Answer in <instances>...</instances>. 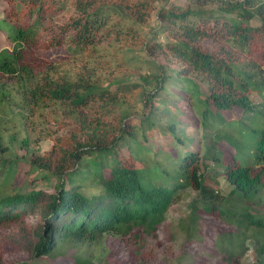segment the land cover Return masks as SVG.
Returning a JSON list of instances; mask_svg holds the SVG:
<instances>
[{
  "label": "trees",
  "instance_id": "trees-1",
  "mask_svg": "<svg viewBox=\"0 0 264 264\" xmlns=\"http://www.w3.org/2000/svg\"><path fill=\"white\" fill-rule=\"evenodd\" d=\"M108 3L137 19L150 12L148 0H0V27L9 41L0 51V105L15 91L28 113L56 106L70 123L67 133L54 137L49 151L29 161L49 179L56 178L54 191L32 189L0 197V225L9 222L7 226H11L22 219L18 229L5 236L18 249L11 263L93 264L77 255L67 258L65 252L79 244L98 245L106 234L124 237L132 232L138 238L142 233L155 232L170 206L191 188L198 191V198L192 203L189 220L183 223L188 240L212 234V221H218L221 232L213 235L214 243L224 247L226 261L239 264L246 239L255 238L256 249L263 255L260 264H264L262 214H255L254 209L233 212L232 208L240 210L239 202L226 198L237 195V191L245 196L258 195L264 187V128L258 131L255 127H241L249 120L264 119V103L262 107L257 105L250 95L252 91L264 94V62L252 57L264 49V0H187L186 5L172 3L158 10L167 41L145 43L154 60L163 59L158 63L156 86L145 97L146 113L155 111L154 98L167 89L168 82L177 86L183 83L184 89L194 83L201 92L197 102L205 108L204 115L211 114L213 118L203 126L222 123L225 112L234 108L251 118L236 120V135L224 134L222 138L217 134L219 141L206 139L204 149L195 147L184 152L178 159L172 184L157 182L148 187L142 183L137 158L132 154L128 155L133 157L131 160L124 161L129 157L117 150L113 161L93 162L100 160L98 154L138 137L137 125L125 121L130 112H115L125 100L87 71L73 77L55 73L53 54L57 48L82 52L94 49L103 39L110 41L116 33L122 35L116 23L109 25L103 17V7ZM68 5L76 14L60 25H49L48 18ZM48 27L53 28V33L45 39ZM198 81L207 85V92ZM95 104L101 113L93 109ZM140 123V128L146 130L144 117ZM251 131L257 136L251 145L253 162L244 164L241 158L247 151L246 147L241 151V140L245 141L244 136ZM212 163L222 167L219 174L229 185L228 193L206 184L204 170ZM14 173L18 171L12 167L4 170V182ZM167 174L170 179V171ZM91 176L90 182L100 187L98 193L88 194L83 188L82 179ZM30 213L39 214V222L33 227L23 220ZM251 226L255 228L251 230ZM234 231L244 232V245H238L234 236L228 239ZM1 241L4 240L0 238ZM238 249L240 252H236ZM2 259L0 256V264Z\"/></svg>",
  "mask_w": 264,
  "mask_h": 264
},
{
  "label": "rangeland",
  "instance_id": "rangeland-1",
  "mask_svg": "<svg viewBox=\"0 0 264 264\" xmlns=\"http://www.w3.org/2000/svg\"><path fill=\"white\" fill-rule=\"evenodd\" d=\"M148 1L150 12L138 19L113 3L105 4L103 17L109 20V25L116 23L122 35L118 36L116 33L110 41L103 39L102 43L91 50L79 52L57 48L53 54L57 69L55 73L73 77L87 71L92 74L93 79H102L104 87L116 90V94L125 100L124 106L117 108L115 112L118 114L124 110L130 112V117L125 121L137 125L135 130L138 132V137L121 142L118 149H111L100 155L97 153L100 160L94 159L93 162H100V164L103 161L111 162L117 150L123 154V157L132 154L137 158V168L141 171L142 183L146 187L157 182L170 181L172 184L173 176L178 169V159L184 152L195 147L204 149L207 146L206 139L213 138V142L219 141L216 138L217 134H221L222 138L224 134L236 135L237 122L241 118H245L246 121L249 117L251 118L247 113H241L239 108H234L225 112V120L222 123L217 122L215 127L203 126V124L212 122L213 118L211 114L205 116L203 111L205 108L197 102L201 94L198 86L190 83L186 85L187 91H185L183 83L177 86L170 82L166 84L165 91L156 94L157 97L153 101L155 111L147 114L148 107H146L145 97L147 93H152L156 86L155 77L160 71L158 63L163 59L156 57L157 59L154 60V56L149 53L145 43L152 40L162 43L167 41L165 25L161 23L157 15L161 7L172 3L187 4V0ZM75 14L73 7L68 5L48 18V23L49 25H60ZM2 17L3 12L0 5V19ZM1 28L0 51L9 44ZM52 29L48 27L45 30V39H49L52 35ZM253 55L252 57L258 61L264 62V49H260ZM110 80H116L118 83L111 85ZM199 84L202 90L208 91L205 83L200 81ZM250 95L257 105L263 106L264 94L252 91ZM187 96H191V99L187 100ZM196 106L201 107L199 109ZM55 108L57 107L49 106L41 112L30 114L23 107L22 99L15 91L0 105V150H2L0 151V197L15 192H28L32 189L54 191L56 178L49 179L44 171L33 168L29 161L32 156L42 155L49 151L55 142L54 137L68 131L69 119L60 109ZM93 109L102 112L96 104ZM143 117L146 130L140 128ZM249 122L242 124L241 127H255L258 131L264 128V119L254 122L249 120ZM167 125H170L168 130H166ZM151 126L153 127L150 128ZM254 133L251 131L244 136L245 141L241 140L244 142L241 151H245L244 147L247 151L241 158L244 164L253 162V155L251 157L250 154L251 145L257 138ZM166 134L170 136H164ZM128 157L122 160L129 161L133 158ZM11 167L15 172L18 171V174H12L4 182V170ZM164 168L168 170L165 173L161 172ZM221 169L220 165L212 163L209 169L204 170L205 182L209 187L217 188L219 192L224 189L222 193H228L229 185L219 174ZM169 171L170 179L167 174ZM91 179L92 176L82 179L83 188L88 194L98 193L100 187L96 183H91ZM236 194L226 197L236 198L234 200L239 202L240 210L232 208L233 212L245 213L254 209L255 214L261 213V218H264V187L261 194H255L256 196H245L238 191ZM197 198L198 191L189 188L187 193L182 194L179 201L170 206L166 219L151 234L142 233L138 238L132 232L124 237L106 234L98 245L79 244L76 247H70L65 252V257L71 258L77 255L81 259H89V262L93 264H233L232 261H226L225 257L228 254L224 247L214 243L213 235L221 232L217 228L220 222L212 221V234L199 240H188L183 223L189 220L192 203ZM182 219L186 221L182 222ZM21 220L13 221L15 223L11 226H7L9 222L0 225V238L4 240L0 242V256L3 258V264H12L11 262L15 261L13 252L18 249L5 239V236L17 230V225ZM23 220L24 223L33 227L39 222V214H26ZM203 226L207 234L208 222L205 221ZM254 226H251V230L255 228ZM228 229L229 227H225L224 230ZM248 231L247 233L250 234L249 229ZM232 237L237 240L238 245L245 244L243 243L245 239L243 231H234L228 239L233 240ZM246 241L247 245L239 256V264L253 262L260 264L263 255H260L256 249V239L247 238ZM236 252H240L239 249Z\"/></svg>",
  "mask_w": 264,
  "mask_h": 264
}]
</instances>
